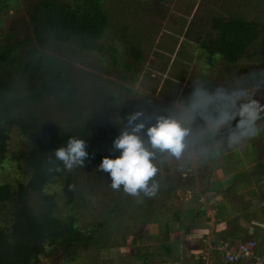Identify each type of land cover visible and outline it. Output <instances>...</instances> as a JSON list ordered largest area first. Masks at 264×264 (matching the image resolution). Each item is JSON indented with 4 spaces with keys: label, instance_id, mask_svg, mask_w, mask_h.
<instances>
[{
    "label": "rangeland",
    "instance_id": "obj_1",
    "mask_svg": "<svg viewBox=\"0 0 264 264\" xmlns=\"http://www.w3.org/2000/svg\"><path fill=\"white\" fill-rule=\"evenodd\" d=\"M200 1H203V4L197 6ZM107 2L111 29L100 40V43L113 47L115 52L109 51L103 59L97 53H92L79 60H69L64 56L57 57L48 53L45 60L47 72L43 75V79L51 77L58 70L68 71L70 80L76 89V98L83 106L81 118H84L88 126L94 116L103 108L107 111L111 110L113 115L111 122L108 123L109 126L102 125L95 128L102 144L100 158L75 166L73 171L75 202L71 206L65 203V200L60 197L58 182L50 189H45V193L54 195L58 201L55 212L59 219L66 220L71 216L74 217L79 227L96 226L95 228H97L95 238L90 240L88 248L81 249L79 247L80 249L73 257H67L66 263L65 260H62L61 264H178L172 262V259L180 253V248L185 246L182 244L183 241L172 240V243L170 240H155L156 238L151 237L148 228L144 225L150 223L151 220L154 221L158 211L167 210L173 206L172 196L176 198L175 194L178 189L182 193L189 186L180 184L191 180L196 182L198 179L201 182L200 178L205 176L203 185H212L210 176L214 174L215 168L222 167L224 174L223 163L225 159H229L226 153H229L230 157L237 153L238 155L236 154L235 157L241 159V163L237 165L242 167L240 172L237 171L228 176L235 181L236 186L244 184V182H240L242 178L254 175L255 172L254 169H251V165H257L255 171L264 170V117L256 121V127L260 129L259 134L253 138H246V142L253 146L251 150L249 149L253 150L252 160L248 156L249 151L245 147H241L242 143H240L241 146L238 144L226 145L229 134L237 128L220 134L222 130L244 121L240 109L243 104L249 102L252 92H256L257 96L256 100H252L253 104H257L259 97L264 96L262 81H259V78L255 79L256 74L252 72L246 73L248 75L247 78L245 76L246 80L233 77V67L223 63L222 60L215 61L213 66L206 65V63L203 65L204 59L200 61L196 46L191 47L189 39L183 40L179 31L183 24L186 26L189 22L192 5L196 6V15H192L190 22H195L198 18L200 24L204 22L199 31L205 32L208 29L209 20L214 14L226 13L229 17L263 21L264 0H213V3L211 0H107ZM142 2L146 5H143ZM6 5L4 14L0 16L4 26L18 17L19 10L23 8L22 0H7ZM122 30L126 32L123 37ZM115 32L119 33L115 34ZM131 43L140 44L139 48L144 54L143 67L138 74L131 73V70L126 71L125 51ZM190 49H192L189 54L190 58L183 60L178 55V53L188 54ZM201 54L203 55V53ZM111 56L122 58L118 64H115L116 61ZM188 60L194 62L198 71L204 70L209 76L202 86L203 88L212 87L218 90L221 87L227 89L226 91L222 90V93L228 94L227 101L211 103L209 106L214 114L208 113L210 110L207 109L205 117L208 123L206 127L210 129L211 116L223 111L226 113V126L218 129L219 131L216 130L215 139L212 142L198 146L202 158H197L196 166L186 177L181 176L182 169L195 165L193 162L196 160L193 158L195 156L190 154V150L185 154L184 159L177 160L168 156L166 163L162 156L155 159L154 163L158 172L154 180L158 184V188L154 196H146L143 192L133 196L126 193L122 186L119 189H114L111 186L112 181L109 173L98 167L103 157L115 158L120 155L109 145H112L114 139L126 128V118L129 114L140 110L152 113L153 104L157 100L171 105L177 104L163 97L164 94L161 91V95H159V88L153 92L150 90L154 86L161 87L166 75L170 82L180 89L186 88V82L181 80L179 75L175 76V79L172 78L173 73L183 70L184 62ZM245 64L247 63L243 62L240 66ZM248 65L253 66L252 63ZM154 72H159L161 75L158 80L152 78L151 74ZM206 73L204 77H206ZM241 74L243 73L240 72L239 75ZM18 84L21 85L22 82ZM197 87L200 85L198 84ZM106 96H108V100L105 99ZM112 102L115 103L114 106L111 105ZM261 103H264V100ZM44 104V121L49 123L68 122L67 125L75 121L74 116L60 105H51L47 100H44ZM187 119L190 121L189 126L193 129L192 116L189 114ZM148 125L150 124L145 122V126ZM202 128L205 126L203 125ZM196 130L199 132V129L196 128ZM211 130L213 129L211 128ZM29 149L28 139L13 128L9 137L6 160L0 168V184L25 183L28 173L22 161ZM218 150H221L222 153H219ZM231 150L234 151L230 153ZM187 157H189L188 161H186ZM205 160H209V162L206 164ZM226 163L228 169L236 165L234 162L226 161ZM202 165H205L203 169ZM172 166L176 168L173 174L169 172V167ZM226 176L215 179L213 183L217 184L216 181H220ZM255 185H258L257 189L264 190L262 183ZM227 193L232 194L230 190ZM179 198L178 195L175 203L182 202L179 201ZM29 200L31 209L36 210L40 202V194L38 192L30 193ZM192 202L198 204L196 198H193ZM243 205L244 203H241V207ZM10 207L9 205L8 209L1 208L0 220L8 214ZM246 207L250 208L251 205L245 203ZM161 213L164 214V211ZM201 216L204 217L202 212ZM6 219L7 217L4 218V220ZM142 223H144L143 229ZM143 230L145 231L143 232ZM255 237L257 238L256 252L264 256V239L258 235ZM168 244L173 252L170 256L165 252ZM40 260L43 264H56L53 258L42 257Z\"/></svg>",
    "mask_w": 264,
    "mask_h": 264
},
{
    "label": "trees",
    "instance_id": "obj_2",
    "mask_svg": "<svg viewBox=\"0 0 264 264\" xmlns=\"http://www.w3.org/2000/svg\"><path fill=\"white\" fill-rule=\"evenodd\" d=\"M6 3L7 0H0V16L6 10ZM22 3L23 8L18 12L20 15L8 25L4 26L0 19V168L6 160L13 128L30 143V149L22 161L28 173L25 183L0 184V210L11 206L5 216L7 219L3 217L0 220V264H43L40 260L42 257L53 258L56 264H61L62 260L66 263L67 257H73L78 249H87L90 240L95 238L97 228L79 227L71 216L66 220L57 217L55 206L58 201L54 195L45 193V189L59 183L60 197L71 206L75 202L73 171L77 165L66 172L63 162L55 157V151L65 147L69 138H79L85 140L89 153L84 163L96 161L100 158L102 144L95 128L109 126L113 115L111 110L103 108L88 126L81 118L83 106L76 98V89L68 71L58 70L51 77L43 79L47 72L45 60L48 53L79 60L92 53H97L103 59L109 51L115 52L113 47L100 43L110 32V13L107 0H22ZM202 4L203 1H200L197 6ZM195 13L196 6L192 5L190 18ZM190 18L186 26L182 25L179 35L183 40L189 39L191 47L196 46L200 61L204 59L203 65L213 66L215 61L222 60L233 67V77L246 80V73L252 72L256 74L254 78H259L264 85V20L229 17L226 13L214 14L209 20L208 29L200 32L204 22L200 24L198 18L190 22ZM123 34L126 32L122 30V37ZM139 46L138 43H131L125 51L126 71L138 74L143 67L144 54ZM191 50L188 54L178 55L183 60L190 58ZM111 58L118 64L122 57ZM243 62L247 64L240 66ZM184 63L183 70L173 73L172 79L179 75L186 82V88L180 89L166 75L161 87L154 86L150 90L153 92L159 88V95L161 91L163 97L177 104L155 101L152 113L143 110L144 123L154 124L160 116L188 118L190 114L196 127L207 123V109L210 110L208 113L214 114L210 104L196 107L193 93L202 88L215 95L227 89L203 88L209 77L207 73L198 71L193 61ZM240 72L243 74L239 75ZM151 76L154 80L161 77L159 72ZM20 82L21 85L18 84ZM198 84L200 87H197ZM107 97L106 100L109 99ZM44 100L51 105H60L74 116L75 121L69 125L66 124L68 122L44 121ZM114 104L111 103L112 106ZM194 131L192 129L189 142L194 141V148L198 150V138ZM109 147L113 148V144ZM114 151L120 153L119 150ZM161 156L157 153L156 159ZM198 157L202 158V155ZM205 179V176L200 178L202 181ZM187 184L192 187L194 182L185 181L180 185ZM32 192L40 194L36 210L29 205Z\"/></svg>",
    "mask_w": 264,
    "mask_h": 264
},
{
    "label": "crops",
    "instance_id": "obj_3",
    "mask_svg": "<svg viewBox=\"0 0 264 264\" xmlns=\"http://www.w3.org/2000/svg\"><path fill=\"white\" fill-rule=\"evenodd\" d=\"M210 133L216 135L214 130H211ZM241 143L243 146L240 143L238 145L249 151L248 156L252 160L253 150L250 151L253 148L252 144L246 142V139ZM233 151L231 150L230 153ZM218 152L222 153L221 150ZM191 153L195 159L200 158L197 149H190ZM236 154L230 157V154L226 153L229 159L224 160V174L222 167L215 168L214 174L210 176L212 185H203L205 180L200 182L198 179L192 187H188L184 192L181 193L178 189L175 194L176 198L172 196L173 206L170 209L158 211L156 219L144 225L148 228L151 237L156 238L155 240L183 241L182 244L185 246L180 248V253L175 255L172 262L202 264L200 255L204 254L209 257L208 248L203 240H210L215 245L223 243L228 246V249L233 250L241 242L249 239L257 240L255 235L264 239V190L257 189L258 185H255L260 183L264 185V170L255 171L257 165H251V169H254L255 172L254 175L242 178L240 182H244V184L236 186L235 181L228 177L242 168L237 166L241 163V159L236 158ZM205 161L206 164L209 162V160ZM226 161L234 162L236 165L228 169ZM193 163L196 166V160ZM223 176L226 178L216 181L219 186L213 183L215 179H220ZM228 190L232 192L231 195L226 194ZM178 195L180 196L179 201L182 202L175 203ZM193 198H196L197 201L201 199V201L196 204L192 202ZM221 203L224 204L220 205ZM241 203H244L243 207H241ZM245 203L250 204L251 207L245 208ZM162 211L164 214L161 213ZM201 212L204 217L201 216ZM143 224H141L142 229ZM166 247L165 252L170 256L173 253L171 247L169 244ZM214 256L216 258H213ZM219 258L220 254L215 252L209 264H219Z\"/></svg>",
    "mask_w": 264,
    "mask_h": 264
},
{
    "label": "clouds",
    "instance_id": "obj_4",
    "mask_svg": "<svg viewBox=\"0 0 264 264\" xmlns=\"http://www.w3.org/2000/svg\"><path fill=\"white\" fill-rule=\"evenodd\" d=\"M227 97L228 94L219 91L210 95L201 88L193 93V104L196 107L205 106L216 101H227ZM256 99V92H252L249 102L241 106L242 119L246 123L243 127L238 125L237 130L229 134V146L259 134L256 121L264 113V103H261L264 96L259 97L257 104H253L252 100ZM225 115L223 111L212 115L210 127L213 130L223 127L227 123ZM126 119L127 127L113 141V148L119 150L120 155L115 158L103 157L98 167L109 173L114 189L122 186L126 193L133 196L141 192L146 196H154L158 188L154 180L158 172L154 163L157 153L177 160L188 153L189 137L192 134L190 121L187 118L160 116L154 124L146 127L143 122L144 113L141 111L129 114ZM86 147L85 140L69 138L65 147L56 149L55 157L71 170L75 165H82L88 158Z\"/></svg>",
    "mask_w": 264,
    "mask_h": 264
},
{
    "label": "built area",
    "instance_id": "obj_5",
    "mask_svg": "<svg viewBox=\"0 0 264 264\" xmlns=\"http://www.w3.org/2000/svg\"><path fill=\"white\" fill-rule=\"evenodd\" d=\"M195 142H189V150H195ZM181 158H185V155ZM194 158V157H193ZM197 158V157H196ZM162 159H164L165 163L168 160V156L166 154H162ZM189 157L186 158L188 161ZM197 162V159H196ZM168 164V163H167ZM172 164V163H171ZM174 166L169 167V172L173 174L176 170ZM194 165L188 166L187 169H182L181 176L186 177V175L190 174L193 171ZM181 170V171H182ZM185 170V171H184ZM198 201H201L199 199ZM204 244L208 248V255L201 254L200 258L203 261V264H209L212 259L213 252H217L220 254L219 264H264L263 256L257 254V242L255 239H249L244 242H241L236 245L233 250L228 249V246L223 243L213 244L210 240H203Z\"/></svg>",
    "mask_w": 264,
    "mask_h": 264
},
{
    "label": "water",
    "instance_id": "obj_6",
    "mask_svg": "<svg viewBox=\"0 0 264 264\" xmlns=\"http://www.w3.org/2000/svg\"><path fill=\"white\" fill-rule=\"evenodd\" d=\"M262 117H264V113L261 114L259 118H262ZM245 123H246V121L244 120L243 122H240V123H238L237 125H233V126L227 128V129L222 130V131L220 132V134L222 135V134H225V133H227V132H229V131H231V130H233V129H236L238 125H239L240 127H242V126L245 125ZM208 135H209V137H206V138H204L203 136H202V137H203V138H202L201 135H197V138L200 139L199 145H201V144H206V143H208L209 141H211V140H213V139L215 138V135H211L210 133L207 134V136H208Z\"/></svg>",
    "mask_w": 264,
    "mask_h": 264
},
{
    "label": "flooded vegetation",
    "instance_id": "obj_7",
    "mask_svg": "<svg viewBox=\"0 0 264 264\" xmlns=\"http://www.w3.org/2000/svg\"><path fill=\"white\" fill-rule=\"evenodd\" d=\"M207 124L208 123H206L204 126H205V128H202V126H198V127H193V130H195L194 132H195V134L196 135H201V137L203 136L204 138H206V136H207V134H208V132H209V130L211 131V128L209 129L208 127H206L207 126ZM196 128L197 129H199V132L196 130ZM205 131V132H204ZM202 132H204V133H202ZM211 134V133H210ZM212 135V134H211ZM202 137V138H203ZM200 142V139H198V141H197V144Z\"/></svg>",
    "mask_w": 264,
    "mask_h": 264
}]
</instances>
